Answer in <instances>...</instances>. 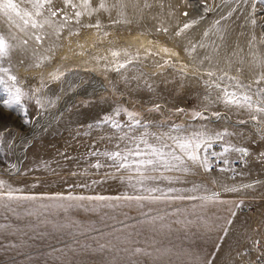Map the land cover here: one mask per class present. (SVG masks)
Here are the masks:
<instances>
[{
    "label": "rangeland",
    "instance_id": "1",
    "mask_svg": "<svg viewBox=\"0 0 264 264\" xmlns=\"http://www.w3.org/2000/svg\"><path fill=\"white\" fill-rule=\"evenodd\" d=\"M106 2L109 11L85 14L76 23L75 12L84 11L82 0H71L67 7L64 0H53L52 10L62 11L56 17L45 13L52 24L43 29L47 35L40 45L0 15V31L8 34L10 29L19 38L12 41L16 48L4 66L28 94L22 104L32 120L23 124L19 106L3 109L7 93L0 86V130L7 129L6 140L13 145L0 146V180L38 196L131 192L119 179H105L107 169H90L87 176L72 173L88 168L96 159L91 150L111 148L117 135L168 133L175 127L187 133L227 130L233 135L226 139L246 147L250 155L241 160L239 153H231L229 165L209 157V171L194 166L187 175L175 174L179 181L172 187L187 191L193 185L206 186L227 204L201 207L199 200H186L141 210L123 202L120 207L85 203L65 211L44 207L53 202L38 200L0 206V264H243L240 255L253 241L264 249V157L259 155L264 152V123L251 121L246 111L214 103L215 90L209 98V78L203 73H227L235 78L233 83L245 86L240 91L250 85V95L264 88V79L254 83L264 76V0ZM16 3L29 9L23 0ZM99 3L91 0L94 8ZM97 20L99 28L87 26ZM135 35L148 38L150 47L139 49L129 42ZM113 51L119 57H113ZM129 59L131 64L116 71ZM54 74L62 75L53 80ZM35 97L51 102L47 111L36 105ZM117 108L136 113L141 125L129 127L122 112L121 129L95 127L94 122ZM197 111L206 118H193ZM212 150L219 152L221 143ZM84 182L89 187H83ZM249 184L253 187L238 192L222 188ZM241 200L242 206L235 208ZM158 216L163 219L153 220ZM72 221L79 227H53ZM101 244L106 245L103 250ZM136 248L147 255H134Z\"/></svg>",
    "mask_w": 264,
    "mask_h": 264
},
{
    "label": "snow or ice",
    "instance_id": "2",
    "mask_svg": "<svg viewBox=\"0 0 264 264\" xmlns=\"http://www.w3.org/2000/svg\"><path fill=\"white\" fill-rule=\"evenodd\" d=\"M24 3L29 5V9L21 8L16 3V0H0V15L5 17L12 26L17 28L28 39H34L37 45H40L46 38V33L43 29L46 26H51L52 21L45 15L46 12L50 13L52 17L59 15L61 10H52L51 5L53 0H23ZM123 0H117V4H122ZM65 7L71 4V0H64ZM117 5H113L116 7ZM76 7V5H72ZM81 7L84 11L75 12L76 23H79V18L85 14L91 16L93 13L100 10L109 11L106 0H100L97 7H92L91 0H82ZM187 15V13H184ZM118 23L119 21H114ZM255 24V20L252 21ZM88 27L99 28L100 21L97 20L95 24L87 25ZM189 24L184 25V29H188ZM166 31V30H165ZM59 34V33H57ZM179 35V33H177ZM207 35V33H205ZM18 36L12 33L9 29L8 34L0 31V86H3L7 93V98L3 100V109L5 111L11 110L19 106V110L23 113V124L29 125L32 123L29 112L23 107L22 101L28 96L19 86L17 76L12 74L9 67H5V63L10 64L11 53L15 50L16 45L12 41L18 40ZM28 39L22 41L27 45ZM204 47V45H201ZM120 53L117 51L112 52L113 57H119ZM132 60L129 59L127 63H119L116 67V71L126 68L127 64H131ZM39 66V65H37ZM62 75V74H60ZM60 75H53V80H59ZM209 80L205 81V87L209 90L208 95L211 98L212 90H215V102L224 104L228 108H235L238 110L246 111L249 115V119L258 125L264 123V88H260L254 93L258 97L257 100H253V95L248 94L251 91V86H247L248 91H240L245 86L239 82L234 81V77L228 76L225 73L222 76H216L212 71L203 73ZM215 77L213 80L212 78ZM264 76L254 81L257 85L261 83ZM150 87V85H149ZM35 103L43 111H47L48 104L39 97H35ZM157 110L159 105L156 106ZM182 111V109L180 110ZM207 111V108L204 109ZM126 114L128 119V126L135 127L141 125V121L137 119V114L127 109L117 108L111 114H105L100 120L94 122L95 127H102L108 125L112 129H121L122 125L119 121L121 113ZM3 112H0V116ZM217 118H220L219 113H214ZM193 118L205 119L203 112H194ZM239 123L243 124L247 121L240 120ZM89 128L93 127V124L88 125ZM7 129L0 130V146H6L11 149L12 143L7 142L6 133ZM175 133V134H173ZM183 133V134H182ZM233 135V133L227 130L218 132H209L207 129L202 131H196L193 133H187L180 127H175L172 132L168 133H149L147 131L128 135H117L114 138V142L111 148H104L103 150H97L93 148L90 155L96 157L95 161L89 163L88 168L82 172H73L72 175H85L87 176L90 169H95L99 172L101 169H107L104 173V178L119 179L121 183L126 184L132 189L131 192H125L116 196H103V195H64L61 193L53 195H33L25 194L20 188L13 187L10 184H5L3 180H0V206L8 208L12 202H36L38 200H48L53 203L48 205H42L44 207H57L67 211L73 206H80L85 203L93 205H103L105 207H120L121 202L124 205L132 206L143 210L146 205L167 203L172 204L176 201L186 200H199L201 207L208 204H227L229 201L220 199L219 193L209 190L206 186L193 185L191 189L187 191L172 187L174 183L179 181V177L176 173L181 175H187L192 171V168L200 167L205 171L210 170L209 157L218 159V161L224 165H229V155L231 153H239L240 159L250 155L249 150L246 147H238L229 142L226 137ZM109 141L113 138L109 137ZM26 142V141H25ZM216 143H221V150L219 152L213 151V147ZM3 147H0V151ZM259 155L264 157V152H260ZM226 169L221 168V171ZM98 180H93L91 183H99ZM161 184H166L168 187H161ZM83 187H89L87 182L82 184ZM253 185H241L238 187L222 186L226 192H238L241 188H250ZM203 192L205 194L198 195ZM243 204L241 200L239 203H235V208H240ZM231 211V210H230ZM147 215V213H144ZM235 211H231V215L235 216ZM29 215H32L29 213ZM155 219H163V217H154ZM231 223V220L228 221ZM70 226L79 227L75 221L70 224L61 226L54 225L53 227L59 231L61 229L69 228ZM3 225H0V230L3 229ZM227 230H225L226 233ZM254 246L259 245V241H253ZM106 245L101 244L100 248L103 250ZM134 255H140L141 249H133ZM211 264V261H208Z\"/></svg>",
    "mask_w": 264,
    "mask_h": 264
},
{
    "label": "built area",
    "instance_id": "3",
    "mask_svg": "<svg viewBox=\"0 0 264 264\" xmlns=\"http://www.w3.org/2000/svg\"><path fill=\"white\" fill-rule=\"evenodd\" d=\"M243 255V260H245L246 264H264V249L261 243L258 246L251 247Z\"/></svg>",
    "mask_w": 264,
    "mask_h": 264
},
{
    "label": "bare ground",
    "instance_id": "4",
    "mask_svg": "<svg viewBox=\"0 0 264 264\" xmlns=\"http://www.w3.org/2000/svg\"><path fill=\"white\" fill-rule=\"evenodd\" d=\"M128 41L134 43L139 49H141V48L146 49V48L150 47V45H151V42H150V40L148 38L143 37V36H139V35H135V36L129 38ZM161 50H164V49L161 48ZM240 256L242 258L241 259V263L246 264V262H244L245 260H243V257H244L243 253H241ZM222 264H224V263H222Z\"/></svg>",
    "mask_w": 264,
    "mask_h": 264
}]
</instances>
